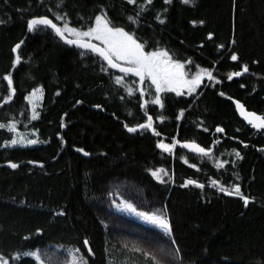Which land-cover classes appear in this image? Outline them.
Masks as SVG:
<instances>
[{
	"label": "trees",
	"instance_id": "1",
	"mask_svg": "<svg viewBox=\"0 0 264 264\" xmlns=\"http://www.w3.org/2000/svg\"><path fill=\"white\" fill-rule=\"evenodd\" d=\"M97 16L144 49L175 48L194 56L211 73L212 86L264 115V0H0V259L264 264V139L247 138L219 91L208 90L197 111L227 130L238 125L240 155L222 167L214 157L203 171L214 178L221 172L224 184L239 187L240 195L184 187L188 179L205 180L157 146L173 145L174 117L186 108L184 100L166 94L164 117L154 131L129 132L147 119L139 80L67 46L51 28H27L30 19L47 18L86 30ZM245 66L247 72L227 82ZM116 77L123 83L116 84ZM148 86L145 80L142 89ZM38 89L41 103L33 120L26 99ZM11 123L35 133L38 144L8 146ZM160 169L167 175L158 180L152 172ZM117 198L166 218L171 235L120 214L113 206Z\"/></svg>",
	"mask_w": 264,
	"mask_h": 264
},
{
	"label": "snow or ice",
	"instance_id": "2",
	"mask_svg": "<svg viewBox=\"0 0 264 264\" xmlns=\"http://www.w3.org/2000/svg\"><path fill=\"white\" fill-rule=\"evenodd\" d=\"M129 2L133 3L135 0H129ZM149 2H151V0H149ZM170 2L171 0H165V3ZM182 2L190 4L192 3V0H182ZM57 19H63V17L58 16ZM161 23H163L162 20ZM41 25L51 28L55 34L64 41V43L75 45L79 48L87 49L97 54L107 63L109 68L117 69L119 72L123 73L125 77L129 74L136 76L139 78L141 84H144L145 80H149L151 85L155 86L156 90V97L151 101V103L154 104H161V92H176L177 95H181V89L187 88L191 93L199 86L202 76H207L209 79H212V75L209 71L201 70L192 79L186 80L184 78L186 74L183 71L184 65L173 62L168 53L164 51L146 53L144 51V45L138 43L133 35L125 32L123 29L110 27L106 17L97 16L95 18V27L90 28L88 31H79L75 28L69 27L67 24H65L63 28H60L47 18L30 19L27 23V28L28 31L31 32ZM65 33L68 34V37H74V39L67 38ZM85 38H87V40ZM92 40L99 41V45L91 43ZM19 47L20 45L18 44L13 51H16ZM232 59L236 60L237 57L233 55ZM17 63H19V57H17ZM243 71H248L246 66ZM240 74L241 73H235L234 75ZM4 79L8 81L9 86L11 87L12 81L10 77L5 76ZM229 79H232V75H229ZM115 82L118 85L122 84L123 79L121 77H116ZM39 92L40 90L38 89L36 93H33V97H36ZM128 92L129 95H132V91L130 89ZM141 94L143 95V92ZM10 98L11 97H9V99ZM31 102L32 97L29 98V103ZM237 109L240 111L245 120H247L254 128H264V118L256 116L252 113H246L242 105L237 104ZM32 119H37V114L34 113ZM0 127H4V125H0ZM139 127L151 129L152 117L149 116L148 122L141 124ZM9 130L14 131L15 129L12 126H9ZM137 130V128H128L129 132H136ZM217 131H222V129L218 128ZM156 134L158 135V133ZM27 143L35 144L37 141L28 140ZM16 144H23V141L13 139L11 141V145ZM157 146L165 152H171L175 145L170 146L161 142ZM182 147L188 148L189 150L204 156L209 155L207 151L200 148L196 144H184ZM85 155H87V153H85ZM239 155V153H236L237 157H239ZM9 166L12 168L17 167L16 164H10ZM218 166L222 167V165ZM161 173L167 175L163 169L152 172V175L158 180H161ZM193 183L195 182L187 181L183 186L187 187L189 184ZM213 184L215 185L216 182L213 181ZM195 186L203 187V185L200 184H196ZM220 191L225 192V194L240 195L239 187H235L231 193L227 192L222 187L220 188ZM241 198L243 199V197ZM244 202L245 205H247L248 200L245 199ZM121 207L127 209L129 212H135V209L129 204H121ZM136 214L145 221L155 225L157 228L162 229L166 234L171 235V228L166 218H163L160 215H146L142 212ZM18 258L19 257H17V259ZM36 259L39 260V257H36ZM0 264H8V262L0 259ZM73 264H75V261ZM83 264H87V262L83 261Z\"/></svg>",
	"mask_w": 264,
	"mask_h": 264
},
{
	"label": "flooded vegetation",
	"instance_id": "3",
	"mask_svg": "<svg viewBox=\"0 0 264 264\" xmlns=\"http://www.w3.org/2000/svg\"><path fill=\"white\" fill-rule=\"evenodd\" d=\"M110 26L113 28L123 29L120 27H114L112 25ZM58 27L63 28L61 26H58ZM65 35L68 36L67 33H65ZM70 38L74 39L73 37H70ZM85 39L87 40V38ZM91 42H94L95 44L99 45V41L92 40ZM67 46H70V45H67ZM71 47H75L79 49L81 52L86 53L85 55L87 57H89L88 56L89 54H93V52L79 48L77 46H71ZM144 51L146 53L158 52V51L167 52L173 62L184 65L183 71L186 74L184 77L186 80L192 79L201 70H207L199 62H197L198 60L194 56L190 54L182 55L178 53L175 48H170L167 51L161 50V49H144ZM243 72L244 71L242 70L241 72H235V73L242 74ZM235 73L229 74V75H232V79H229V76H228L227 82H230L233 79H238L240 77L241 74L234 75ZM211 80L212 79H209L207 76H202L199 86L196 87L195 90L192 91L191 93L188 91L187 88L181 89V93H182L181 95H177L176 92H167V91L162 92L160 94L161 104L150 103L148 106H147V103L144 102V99L148 98L150 101H152L155 99L156 93L152 90L151 87L147 88V91H144L143 89L140 90V86H139L138 91L140 95H142L141 93L143 92V95H142L143 96L142 97L143 98V110L145 109L144 113L147 117V119L141 124L147 123L149 116L152 117V128L151 129L144 128L140 130H147L149 132H153L155 129L156 123L162 120V118L164 117L163 116V107H164L163 97L166 94H168L169 96L171 95L173 98H176V99L180 98L184 100L186 102V108L178 109L176 112V116L174 117V120L177 125L175 128L174 143H173V145L175 146L173 147L171 151L172 156H173V161H175L176 158L178 157L179 162L185 168L191 169L193 171L196 170L195 172L197 174V177L199 179L205 180V183H201L199 180H192V179L186 180V181L195 182L190 185L200 184V185H203V187L207 186L209 188L215 189L219 193H223L220 191L221 187L224 188L225 190L227 187L228 189H232V188L224 184L223 182L224 178L221 172L220 173L215 172V176L219 178H214L213 175L209 174L208 172L203 171L204 170L203 168L206 165H208L207 164L208 162H212V159L214 157L219 158V163L221 165L228 164L229 161H232V162L235 161L237 157L236 153H238V148H237V144L239 141L238 125L234 124L231 130H227L225 126H223L224 124L222 125L221 123L214 122V119L212 118H210L209 123H207L203 118L199 116V113L197 111V107H200L201 105L200 104L201 99L204 97V95L206 94L208 90H215L217 92L219 91L218 96L223 99H226L230 103L236 119H240L242 121V126L246 127L248 139H252L257 136H260L264 139V128L256 129L251 124H249L248 121L245 120V118L241 115L240 111L237 109V104L242 105L246 109L247 113H252V114L261 116L262 118H264V115L259 114L255 110L249 108L246 104L239 101L237 98L224 93L223 91H221L220 86L219 87L212 86ZM182 124L184 128L183 131H181ZM226 125H229V123H226ZM218 128L222 129V131L218 132L217 131ZM185 129H187V131H185ZM184 144H196L200 148H203L205 151H207L209 155L204 156L197 152H193L189 150L188 148L182 147V145ZM213 181L216 182L215 185L213 184Z\"/></svg>",
	"mask_w": 264,
	"mask_h": 264
},
{
	"label": "rangeland",
	"instance_id": "4",
	"mask_svg": "<svg viewBox=\"0 0 264 264\" xmlns=\"http://www.w3.org/2000/svg\"><path fill=\"white\" fill-rule=\"evenodd\" d=\"M68 26H69V25H68ZM69 27H71V26H69ZM92 27H95V22H94V24L92 25ZM92 27H91V28H92ZM110 27H111V26H110ZM71 28H74V27H71ZM75 29H76V28H75ZM89 29H90V28H89ZM89 29H88V30H89ZM77 30H79V31H88V30H82V29H77ZM73 38H74V37H73ZM122 77H123V76H122ZM146 81H147L148 85L152 88V90L156 93L155 86H154V85H151V82H150L149 80H146ZM149 86H148V88H149ZM36 92H37V91H35L34 93H36ZM161 93H162V92H161ZM161 93H160V94H161ZM30 97H32V102H31V103H29V98H30ZM27 101H28V103L30 104L31 108L34 110V113H35V110H37V109L39 108V104L41 103V92L37 93V96H36V97H33V94L29 95V96L27 97ZM9 126H12L15 130H14V131L9 130ZM7 128H8L9 131H11V132L13 133V138H12V140H13V139H16V140H22V141H23V144H16V145L24 146V147H25V146H33V145L38 144V140H37V138H36L35 133H33V132H31V131H28V132H22V131L18 130L17 127H16V125L13 124V123L9 124V125L7 126ZM12 140H11V141H12ZM28 140H36L37 143H35V144H28V143H27ZM7 145H8V146L11 145V142H9ZM13 146H14V145H13ZM121 204H129V205H131V206L135 209V212H129V211H127V209L121 207ZM113 206H114V208H115L120 214H122V215H124V216H126V217H128V218H132V219H134V220H138V221H140V222H142V223H145V224H148V225H151V226L157 228L155 225H153V224L149 223L148 221H145L144 219H142V218H141L139 215H137L136 213H140V212H142V213H145L146 215H159V214H151V213H147V212H143V211L137 210L132 204H130L129 202L124 201V200H122V199H120V198H117V199L113 202ZM160 216H161V215H160ZM157 229H159V228H157ZM159 230L163 231L162 229H159ZM74 261H75V264H79V262H80V261L77 260V259H73L72 262H71V264H73Z\"/></svg>",
	"mask_w": 264,
	"mask_h": 264
},
{
	"label": "water",
	"instance_id": "5",
	"mask_svg": "<svg viewBox=\"0 0 264 264\" xmlns=\"http://www.w3.org/2000/svg\"><path fill=\"white\" fill-rule=\"evenodd\" d=\"M58 27V26H57ZM66 36V35H65ZM67 38H69V39H72V38H70V37H68V36H66ZM63 41V40H62ZM64 42V41H63ZM91 43H93V44H95L94 42H91ZM66 44V43H65ZM67 45H69V44H67ZM70 46H75V45H70ZM85 50H87V49H85ZM90 51V50H89ZM95 54V53H94ZM95 55H97V54H95ZM98 56V55H97ZM105 62V61H104ZM106 63V62H105ZM107 64V63H106ZM115 71H117V72H119L117 69H114ZM119 73H121V72H119ZM129 75H131V74H129ZM133 77H135V78H137L138 80H139V78L138 77H136V76H133ZM139 86H140V90L142 89V86H143V84H141L140 83V81H139ZM243 109H244V111L247 113V111H246V109L243 107ZM256 116H258V115H256ZM259 117H261V116H259ZM262 118V117H261ZM137 129L138 130H140V129H144V128H140L139 126L137 127ZM256 129H260V128H256ZM264 149V148H263ZM5 166H8V165H5ZM245 199H247V198H245ZM244 199V200H245ZM248 200V199H247Z\"/></svg>",
	"mask_w": 264,
	"mask_h": 264
},
{
	"label": "bare ground",
	"instance_id": "6",
	"mask_svg": "<svg viewBox=\"0 0 264 264\" xmlns=\"http://www.w3.org/2000/svg\"><path fill=\"white\" fill-rule=\"evenodd\" d=\"M94 54V53H93Z\"/></svg>",
	"mask_w": 264,
	"mask_h": 264
}]
</instances>
